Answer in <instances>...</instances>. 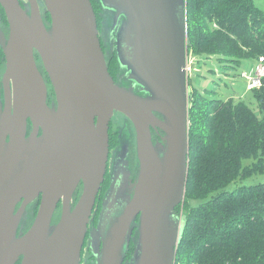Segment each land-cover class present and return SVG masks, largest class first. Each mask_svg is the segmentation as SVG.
Listing matches in <instances>:
<instances>
[{"label": "water", "instance_id": "water-1", "mask_svg": "<svg viewBox=\"0 0 264 264\" xmlns=\"http://www.w3.org/2000/svg\"><path fill=\"white\" fill-rule=\"evenodd\" d=\"M26 2L0 0L9 27L6 35L0 26V264H80L88 233L94 264H124L135 227V252L126 264H176L186 226L176 208L187 193L193 100L186 72L187 0H101L113 11L115 31V46L111 42L106 51L92 0ZM111 50L132 87L110 74ZM35 52L53 86L52 106ZM116 112L133 124L138 172L129 183L125 143L112 161L98 226L89 230ZM152 129L161 140H153ZM39 197L31 227L18 233L26 208Z\"/></svg>", "mask_w": 264, "mask_h": 264}, {"label": "trees", "instance_id": "trees-1", "mask_svg": "<svg viewBox=\"0 0 264 264\" xmlns=\"http://www.w3.org/2000/svg\"><path fill=\"white\" fill-rule=\"evenodd\" d=\"M92 4L103 47L104 15L99 0H92ZM186 7L190 56H215L223 64V70L233 64L240 65L243 59L258 61L264 58V7L257 5L256 0H187ZM45 14L50 25V14ZM0 26L8 35L7 17L1 4ZM107 63L110 74L118 82L122 70L115 50L107 53ZM4 68L5 55L0 45L1 89ZM47 82L51 84L50 80ZM211 91L202 92L198 87H192L189 178L184 212H181L182 206L176 208L186 220V226L175 263L264 264V182L227 189L239 179L264 172V84L251 90L260 114L243 99L213 97ZM48 96V103L56 97L52 84ZM112 124L109 137L111 156L114 157L120 140L119 132L114 131ZM28 125L30 132L32 125L30 122ZM133 152L131 164L134 166ZM244 160L252 162L246 164ZM107 186L108 182L103 186L104 190ZM79 190L76 189L74 194L76 201L80 197ZM38 204L36 199L26 208L18 233L29 230ZM56 210L53 224L58 222L62 211L61 207ZM132 236L124 264L135 252L138 227Z\"/></svg>", "mask_w": 264, "mask_h": 264}, {"label": "rangeland", "instance_id": "rangeland-1", "mask_svg": "<svg viewBox=\"0 0 264 264\" xmlns=\"http://www.w3.org/2000/svg\"><path fill=\"white\" fill-rule=\"evenodd\" d=\"M99 2H100L101 14L104 15V19L102 23L103 27L101 28V32L104 38L103 47L106 50L107 46H108V49H110L111 42L115 46V41L112 38L115 34V31L111 27L112 26L111 16H112L113 11L111 9H107L103 7L101 0H99ZM256 3L257 5L264 7V0H256ZM41 4H42L41 8L43 11V7H44L43 2ZM104 8L107 10H105ZM43 15H45L44 16L45 23L49 25V23L46 20L45 11H43ZM8 30H9V27H8ZM105 42L107 43V45H105ZM186 50H187V57H186V64H187V58L191 53L189 50V39H187ZM241 62L242 63L240 65L233 64L228 69L223 70V67H224L223 64L219 63L218 60H216L215 56L210 57V58H206L204 56L202 57L193 56V58H190L189 64L191 66V69L188 72V66H187L186 72L188 76L187 77L188 78V89H189V92L192 94V97H193L192 87H198L199 90L202 92L210 91L212 89L213 91H211V95L213 97H219L223 99L233 97L235 100H239V101L240 99H243L248 105L255 108L258 114H260L259 104L257 103V99L253 91L247 88L248 79L245 75H243V73H246V75H249V76L253 75L255 68L259 64V62L254 58L253 59H243ZM123 69L121 68L122 71L118 77V80H119L118 82L124 87L126 86L132 87L133 82L132 80L128 78L127 70L126 69L123 70ZM135 90H136V87H135ZM123 117L124 116L118 112H116L113 116L114 122L112 126L115 132L116 131L119 132L118 137L120 140V142L116 145L115 158L121 153L123 144L128 143V146H129L128 158H129L130 170L134 169L135 176H137L138 165H136L137 150H136L135 131H134L132 122H130L129 119H126L125 117L124 118ZM130 132H131V135L129 136ZM157 136L158 137L156 138V140H154L155 142L158 140H161V136L159 134ZM131 140L134 141L133 145L131 144ZM131 146H132V151H135V153L133 152L135 154L134 155L135 168L131 164V157H132ZM113 158L114 157H112V160ZM244 161L246 164H249L252 162L250 160H244ZM111 174H112V170H111ZM260 182H264V172L262 173L256 172L252 174V176L247 177L246 179H242V180L239 179L231 183L230 185H228L227 189H234L242 185H253L256 183H260ZM184 207L185 206L183 204L181 212H184V209H183ZM93 227L95 228L97 226L91 225L89 227V230L94 229ZM89 234H88L87 247L91 239Z\"/></svg>", "mask_w": 264, "mask_h": 264}, {"label": "flooded vegetation", "instance_id": "flooded-vegetation-1", "mask_svg": "<svg viewBox=\"0 0 264 264\" xmlns=\"http://www.w3.org/2000/svg\"><path fill=\"white\" fill-rule=\"evenodd\" d=\"M24 3L25 4L27 3L26 0H24ZM105 45H106V43H105ZM35 54H36V60H37L38 68L41 69V72H42V74L44 76L45 82H47L49 80V77H48V73L46 71V68H44L42 60H41V57L39 56V54H37L36 52H35ZM47 84H48V92H49V85H50V89H51V84L49 82H47ZM136 89H137V87H136ZM55 102H56V97H55V99L50 100L49 104L52 106ZM155 131H156V129L155 130L152 129L153 140H156V138L158 137L157 136L158 135V131H156V133H155ZM159 133L161 134L162 131L159 130ZM128 149H129V146H128ZM110 150H111V147H110ZM112 161H113L112 160V156L110 154L109 162H108V165H107L108 169H107V172H106L105 177H104V182L101 185L100 191H99L97 199H96V203H95V206H94L95 209H94V212H93V216H92V220H91L90 226L91 225L98 226V219H99V216H100V213H101V210H102V208L100 207V203L102 204V202L104 201L105 196H106V194H104V192H105V190L107 188L109 189V187L111 186V183H112V180H111L112 176L109 174V173H111V170H113V162ZM130 172L131 173H130V177H129V183H131V179L133 181L136 180L135 179L136 176H135L134 169H131ZM106 182H108V186L104 190L103 186L106 184ZM79 188L81 189V190H79V194H81L82 191H83V183L82 182L78 185L77 189H79ZM74 194H75V192H74ZM79 196H81V195H79ZM79 198L80 197H78V200H79ZM37 199L39 200V204H38V207H39L40 202H41V197H39ZM74 201H76L75 200V195L73 197V203H74ZM61 205H62V200L59 201L57 208L61 207ZM37 210H38V208H37ZM37 213H38V211H37ZM87 243H88V235H87V239H86L85 245H84V247L82 249L83 252H82V257H81L80 264H91L94 260H96V256L94 254V251L92 250L90 245L87 247Z\"/></svg>", "mask_w": 264, "mask_h": 264}, {"label": "built area", "instance_id": "built-area-1", "mask_svg": "<svg viewBox=\"0 0 264 264\" xmlns=\"http://www.w3.org/2000/svg\"><path fill=\"white\" fill-rule=\"evenodd\" d=\"M190 58H193V56H188L187 58V66H188V72L191 69V66L189 64ZM259 64L256 66L255 71L253 75H246V73H243L248 79L247 88L252 90L253 88H260L264 84V58L261 57L258 60ZM187 69V67H186Z\"/></svg>", "mask_w": 264, "mask_h": 264}]
</instances>
